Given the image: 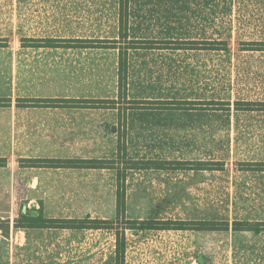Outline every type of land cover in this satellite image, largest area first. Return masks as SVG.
Here are the masks:
<instances>
[{"label":"rangeland","instance_id":"obj_1","mask_svg":"<svg viewBox=\"0 0 264 264\" xmlns=\"http://www.w3.org/2000/svg\"><path fill=\"white\" fill-rule=\"evenodd\" d=\"M128 13L127 39L148 42L128 49L118 100V49L109 40L127 42L119 36L117 0H0L7 153L99 156L113 166L7 167L0 224L9 221V231L0 229V264H114L116 230L119 237L124 230V264H201L200 254L204 264H264V230L237 229L264 223V110L243 102L264 101V50L244 49L264 42V0H129ZM45 37L95 47L26 46ZM213 40H226L227 48H210ZM27 97L119 102L18 104ZM156 100L202 103L165 108ZM117 190L124 191L126 219L211 221L219 229H124ZM40 206L49 217L115 218V228L13 227L22 207L36 214Z\"/></svg>","mask_w":264,"mask_h":264},{"label":"trees","instance_id":"obj_2","mask_svg":"<svg viewBox=\"0 0 264 264\" xmlns=\"http://www.w3.org/2000/svg\"><path fill=\"white\" fill-rule=\"evenodd\" d=\"M128 1L129 0H117L118 2V27H119V36L122 40H126V47H120L117 45L120 40L111 39L112 44L111 48L118 49V66H117V91H118V100L125 97V91L127 87V51L129 48H137L138 42H148L146 40H137V39H127V24H128ZM30 41V47L39 48H58V47H95L94 45L85 43H75L82 42V39H57L54 37H45V38H28ZM195 41V40H193ZM191 41V42H193ZM68 42V43H62ZM163 42V41H162ZM166 42V41H165ZM197 42V41H196ZM213 45L210 47L212 49L225 50L227 48L226 40H213ZM251 47L244 49L251 50H264V42H248ZM3 44V43H0ZM98 45V44H96ZM5 46V45H0ZM7 102H10L9 98L0 99ZM117 99H101V98H18L17 102H50L54 103L51 105H57L58 103H66L68 106H79L82 104H88V106L95 107H105L110 106L114 107L117 102ZM131 103H141L144 101L131 100ZM158 104H165V108H184V109H197V105L202 103V101H172V100H156ZM209 102V101H208ZM216 102V101H215ZM246 104V109L251 110L255 104L259 105L260 110H264V101H243ZM242 101H236V108H242L240 105ZM243 103V104H244ZM170 104V106H167ZM215 104H220L218 108H227L223 107L224 104L229 103L225 101H217ZM65 106V105H64ZM229 108V107H228ZM110 159H75V158H21L19 159L20 166H31V167H48V168H86V169H105L113 168L110 165L112 161ZM133 166L135 162L132 161ZM155 168H161L163 165L162 161L151 162ZM203 163H199L202 165ZM216 164V163H213ZM201 168V167H200ZM212 168V167H205ZM117 197V215H122L124 218V229H135V230H182V229H219L218 222L211 221H177L172 219L158 220V219H126L124 216V191H116ZM113 219H102V218H90V216L81 217V218H61V217H48L44 215L43 208L40 206L36 211V214H32L27 208L22 207L19 217L14 220L13 227L21 229L29 228H63V229H110L114 227ZM191 225V226H190ZM0 229H3L4 234H7L9 231V221L5 224H0ZM238 230H252L254 233H259L264 230V223L248 225L240 224L237 228ZM118 230H116V256L114 264H124V254H125V237L124 230L122 237L118 236Z\"/></svg>","mask_w":264,"mask_h":264},{"label":"crops","instance_id":"obj_3","mask_svg":"<svg viewBox=\"0 0 264 264\" xmlns=\"http://www.w3.org/2000/svg\"><path fill=\"white\" fill-rule=\"evenodd\" d=\"M4 98H9V97H0V99H4ZM30 98V97H27ZM32 98V97H31ZM11 103V102H10ZM5 104V105H4ZM9 104V102L4 101V100H0V190H6V175H7V167L11 166L12 170L15 168L14 166H18L20 169H25V170H42V169H86V168H48V167H31V166H20V162L19 159H23V158H75V159H102L101 157L97 156V157H86V156H82V157H78L75 156V154H71L68 156H50L47 154H38V153H33L32 151H28L26 153L20 154V155H11V153H7L6 150V146H5V139L2 138L4 136L1 135V128L6 127L7 123H6V105ZM19 104V103H18ZM11 106H15V104L13 103V105L11 104ZM17 106V105H16ZM15 106V107H16ZM106 133H110V134H115L117 136V146H118V142H119V136L117 135V129L114 127V125H109V129L106 130ZM10 154V155H8ZM11 158H18V162L17 165H15L16 160L13 159L11 160ZM12 163V165H11ZM14 164V165H13ZM15 170H13L14 172ZM34 176H30L29 177V181H28V186L31 189L36 188L37 186L34 187ZM36 183V182H35ZM1 211V210H0ZM49 217V216H48Z\"/></svg>","mask_w":264,"mask_h":264},{"label":"water","instance_id":"obj_4","mask_svg":"<svg viewBox=\"0 0 264 264\" xmlns=\"http://www.w3.org/2000/svg\"><path fill=\"white\" fill-rule=\"evenodd\" d=\"M197 259H198L199 263H201V264H204L206 261V257L202 254L198 255Z\"/></svg>","mask_w":264,"mask_h":264}]
</instances>
